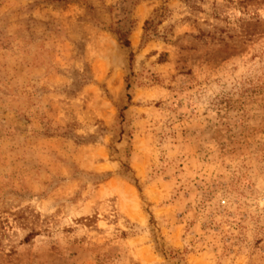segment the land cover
<instances>
[{
    "label": "rangeland",
    "instance_id": "rangeland-1",
    "mask_svg": "<svg viewBox=\"0 0 264 264\" xmlns=\"http://www.w3.org/2000/svg\"><path fill=\"white\" fill-rule=\"evenodd\" d=\"M0 264H264V0H0Z\"/></svg>",
    "mask_w": 264,
    "mask_h": 264
},
{
    "label": "trees",
    "instance_id": "trees-1",
    "mask_svg": "<svg viewBox=\"0 0 264 264\" xmlns=\"http://www.w3.org/2000/svg\"><path fill=\"white\" fill-rule=\"evenodd\" d=\"M146 23H148V22H146ZM124 45L126 46V47H128L129 46V42L126 40V41H124Z\"/></svg>",
    "mask_w": 264,
    "mask_h": 264
}]
</instances>
